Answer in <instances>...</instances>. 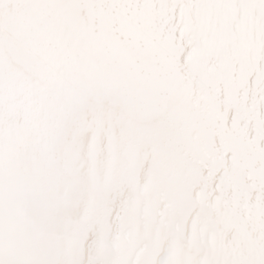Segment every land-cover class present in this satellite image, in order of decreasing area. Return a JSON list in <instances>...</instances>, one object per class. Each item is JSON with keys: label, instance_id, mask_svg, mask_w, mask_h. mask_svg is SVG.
Wrapping results in <instances>:
<instances>
[{"label": "snow or ice", "instance_id": "snow-or-ice-1", "mask_svg": "<svg viewBox=\"0 0 264 264\" xmlns=\"http://www.w3.org/2000/svg\"><path fill=\"white\" fill-rule=\"evenodd\" d=\"M0 264H264V0H0Z\"/></svg>", "mask_w": 264, "mask_h": 264}]
</instances>
